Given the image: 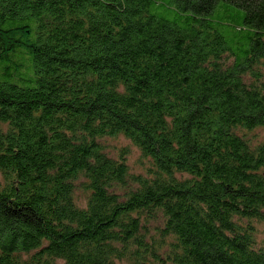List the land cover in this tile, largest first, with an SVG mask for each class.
Here are the masks:
<instances>
[{
  "label": "trees",
  "instance_id": "1",
  "mask_svg": "<svg viewBox=\"0 0 264 264\" xmlns=\"http://www.w3.org/2000/svg\"><path fill=\"white\" fill-rule=\"evenodd\" d=\"M262 227L264 0H0V264H264Z\"/></svg>",
  "mask_w": 264,
  "mask_h": 264
},
{
  "label": "rangeland",
  "instance_id": "2",
  "mask_svg": "<svg viewBox=\"0 0 264 264\" xmlns=\"http://www.w3.org/2000/svg\"><path fill=\"white\" fill-rule=\"evenodd\" d=\"M112 145L116 146V147H120V146H128L132 149V153L129 157V160L131 162V164L136 165L135 163L138 160H141V152L135 148L131 142L124 140L123 138L121 139H115L114 141H111ZM143 163H147L146 161H143ZM262 230L264 231V227H262ZM263 238H264V232L262 234Z\"/></svg>",
  "mask_w": 264,
  "mask_h": 264
}]
</instances>
